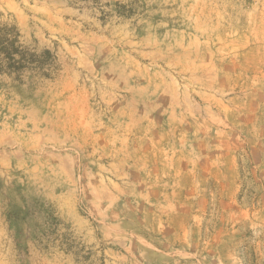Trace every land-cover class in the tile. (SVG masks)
Returning <instances> with one entry per match:
<instances>
[{"label": "rangeland", "instance_id": "obj_1", "mask_svg": "<svg viewBox=\"0 0 264 264\" xmlns=\"http://www.w3.org/2000/svg\"><path fill=\"white\" fill-rule=\"evenodd\" d=\"M0 264H264V0H0Z\"/></svg>", "mask_w": 264, "mask_h": 264}]
</instances>
